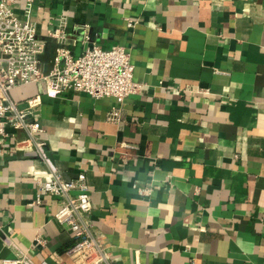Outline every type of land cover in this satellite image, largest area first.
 Wrapping results in <instances>:
<instances>
[{"label":"crops","instance_id":"crops-1","mask_svg":"<svg viewBox=\"0 0 264 264\" xmlns=\"http://www.w3.org/2000/svg\"><path fill=\"white\" fill-rule=\"evenodd\" d=\"M33 20L47 54L62 23L77 53L131 51L141 87L117 122L110 98L12 90L22 107L41 96L45 151L66 178L85 171L114 261L264 264V0H35ZM24 137L0 144V264H71L58 199L36 202L49 169Z\"/></svg>","mask_w":264,"mask_h":264},{"label":"built area","instance_id":"built-area-1","mask_svg":"<svg viewBox=\"0 0 264 264\" xmlns=\"http://www.w3.org/2000/svg\"><path fill=\"white\" fill-rule=\"evenodd\" d=\"M34 7L35 0H0V144L10 139L16 141L18 133L23 131V142L38 149L49 174L43 180L38 179L40 191L36 202L41 203L45 195L58 199L59 209L54 216L74 240L66 252L71 264H123L114 261L108 243L97 231L92 191L85 171L68 179L53 166L45 151L43 129L35 119L41 96L29 97L22 107L13 98L12 90L39 83L45 92L53 95L73 89L97 99L110 98L114 105L108 120L117 122L126 97L138 93L141 87L134 79L131 51L125 45L105 49L93 42L77 53L63 46L66 35L62 23L51 32L55 44L47 54L46 39L38 35L33 20ZM134 25L128 19V26ZM3 262L35 264L23 256ZM38 264L51 263L44 260Z\"/></svg>","mask_w":264,"mask_h":264}]
</instances>
